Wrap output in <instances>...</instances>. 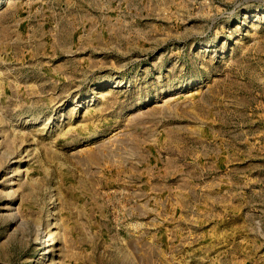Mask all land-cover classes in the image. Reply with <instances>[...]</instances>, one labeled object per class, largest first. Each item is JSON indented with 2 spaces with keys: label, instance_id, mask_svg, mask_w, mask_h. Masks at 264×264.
I'll return each instance as SVG.
<instances>
[{
  "label": "rangeland",
  "instance_id": "1",
  "mask_svg": "<svg viewBox=\"0 0 264 264\" xmlns=\"http://www.w3.org/2000/svg\"><path fill=\"white\" fill-rule=\"evenodd\" d=\"M0 1V264H264V0ZM40 49L73 77H45ZM192 125L244 174V238L162 256L127 173Z\"/></svg>",
  "mask_w": 264,
  "mask_h": 264
},
{
  "label": "crops",
  "instance_id": "2",
  "mask_svg": "<svg viewBox=\"0 0 264 264\" xmlns=\"http://www.w3.org/2000/svg\"><path fill=\"white\" fill-rule=\"evenodd\" d=\"M72 2L77 5L75 14L83 13L87 5L103 4L102 0ZM88 16L94 13L89 10ZM38 33L37 30L36 36ZM40 50L34 52L36 57L29 54V60H35L36 66L45 63H41L45 77H73L74 68L46 66L47 52ZM20 54L26 51L20 50ZM65 82L70 83L66 80L62 85ZM67 86L64 96L77 99L80 94L76 95L70 84ZM93 99L94 96L90 101ZM165 128L158 129L154 143H147L146 148L142 144L127 173L126 192L129 187L135 190L127 198H131L133 217L139 218L136 224L143 236L142 243L156 246L162 256L168 253L174 258L181 244L194 245L200 250L207 247L211 255L222 254V248L231 239L230 245H236L239 234L241 241L244 238V174L237 165H231L227 150L221 142L207 136L205 127ZM166 246H171V253L166 251Z\"/></svg>",
  "mask_w": 264,
  "mask_h": 264
},
{
  "label": "bare ground",
  "instance_id": "3",
  "mask_svg": "<svg viewBox=\"0 0 264 264\" xmlns=\"http://www.w3.org/2000/svg\"><path fill=\"white\" fill-rule=\"evenodd\" d=\"M1 2H2V1H0V7H1ZM122 83H123V82L118 83V84H115V87H121V86H122ZM170 100H171V98H170ZM75 109H77V108H75Z\"/></svg>",
  "mask_w": 264,
  "mask_h": 264
}]
</instances>
